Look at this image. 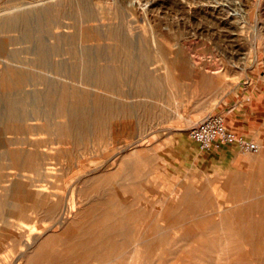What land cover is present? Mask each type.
Segmentation results:
<instances>
[{
    "label": "rangeland",
    "instance_id": "rangeland-1",
    "mask_svg": "<svg viewBox=\"0 0 264 264\" xmlns=\"http://www.w3.org/2000/svg\"><path fill=\"white\" fill-rule=\"evenodd\" d=\"M116 1L108 9L89 8L91 16L107 17L95 23L64 0H0V7L6 6L0 10V123L14 122L11 107L32 118L24 120L23 131L5 129L0 136V211L14 180L27 183L32 195L21 214L0 216V264H264V115L252 138L261 145L258 153L235 145L197 151L189 137L208 113L225 114L232 97L253 79L264 92V0ZM15 10L24 18L10 26L2 18ZM114 14L120 20L111 19ZM118 21L133 42V62L107 39ZM88 30L93 36L86 41ZM179 57L186 68L177 65ZM91 62L115 71L147 66L165 80L160 98L136 97L131 74L110 89L100 87L85 77ZM3 77L13 81L11 87L2 85ZM66 87L119 108L146 101L160 114L147 119L135 112L128 119L119 113L76 142L46 127L49 92ZM14 154L42 158L21 171L12 165ZM126 163L131 164L127 177ZM98 179L103 180L95 193L99 199L108 200L122 185L129 191L119 195L124 203L147 197L152 207L145 219L127 221L131 235L111 239L124 243L121 251L88 258L75 240L94 224L79 214L91 197L87 185ZM185 190L188 201L182 202ZM67 200L73 208L64 212ZM12 209L18 211L16 205ZM88 245L95 247L92 241Z\"/></svg>",
    "mask_w": 264,
    "mask_h": 264
},
{
    "label": "bare ground",
    "instance_id": "bare-ground-1",
    "mask_svg": "<svg viewBox=\"0 0 264 264\" xmlns=\"http://www.w3.org/2000/svg\"><path fill=\"white\" fill-rule=\"evenodd\" d=\"M116 2H117L116 0H64V5L66 7H72L75 5V7H77L80 11L84 12V14L86 16V19H85L86 22H95L96 23V22H99L100 20L102 21V19H107V17H101V18L93 17L88 12L89 8L92 5H94V6H100L103 9L104 8L108 9L110 6L112 7L113 4H115ZM20 3H22V2H20ZM17 5H18V3H17ZM51 5H53V4H50L49 6H51ZM146 5L147 4H145V6ZM7 6H8V4H7ZM5 7H6L5 5L2 8L0 7V10L4 9ZM140 7H142V6H140ZM17 8H18V6H17ZM20 8L21 7H19V10H20ZM16 10L13 12L11 11L9 14L6 13V15H4V17L2 18L4 21L10 23V26L17 24L21 19L24 18L23 13L18 12ZM213 11H214V9H213ZM137 13H138V11H137ZM107 15H105V16H107ZM110 18L111 19L114 18V20L116 18H118L120 20V15L114 14V16H111ZM59 27L66 28L68 26L59 25ZM125 29H126V27H125ZM109 32L110 33H109V36L107 37V39L113 40L116 42L117 52L122 53L123 56L126 57V61L133 62L134 61V54H133L134 52L132 50L133 42L126 36V33H125L126 30H124V26L121 23H119V21H118L117 24ZM191 34H192V32H191ZM92 36H93L92 30L91 31L88 30V33L86 31V33H85L86 39L85 40L86 41L91 40ZM165 36H167V35L165 34ZM155 47L157 48L156 45H155ZM157 50H158V48H157ZM41 53L42 54L39 57V61L42 64H44L43 53H45V52L42 50ZM90 53L91 52L86 51V56L91 61ZM143 53H149V52L143 51ZM74 58H75V56H74ZM122 58H124V57H122ZM178 59L179 60H177V65L180 68H186L187 67L186 62L181 60L180 57ZM160 60H162V59H160ZM133 67H134V65H133ZM135 68H136V66H135ZM74 69H76V67ZM132 71H133V73H132ZM15 74L17 75L16 76L17 79L19 81H21L19 74H17V73H15ZM130 74L133 76L132 78H134L135 92H136L135 96L136 97H140L139 99H141V97H144L148 100H150V99L152 100L154 98L158 100L160 98V96H161L160 92H161L162 86L164 85L163 84L164 79L151 75V73L147 70V66H144L141 63L138 64L136 70H130V68L128 66V68L126 67L124 69H120V70L115 71V70H112L111 68H108V67H104V68L100 67V69L99 68L97 69L94 66L93 62H91L89 68L87 69V71L85 73V77L88 79L95 80L96 83L102 88L110 89L113 86H115L117 83L122 82V80L129 78ZM170 75H168V76H170ZM78 76H79V74H78ZM167 79H169V78L167 77L166 80ZM170 79H171V77H170ZM170 79L168 81H170ZM173 81H175V80H173ZM167 82H165V83H167ZM12 83H13V81L8 79L7 77L2 78V85L4 87L9 88V87H11ZM171 83L173 84V82H171ZM168 84L169 83H167V85ZM92 97L93 96H91V94L89 92L76 90V89L72 90V89H69L67 87L63 88L60 91L49 92V95H48L49 109H48V113H47L46 118H45L47 130H50L51 128L54 127L56 133L61 134L63 136L75 137L76 142H80V141L87 139L88 136L91 135L92 130H95V131L101 130V128L104 127L106 120H108L113 115H117V114L121 113L129 119L133 116V114L135 112H139L140 116L147 117V119H151V118H156V116L160 114V110H157L152 103H149L146 101H144V102L140 101V102L136 103L135 106H133L131 104H125L122 108L121 107L119 108V107H116L117 105H115L113 103V101H110L106 98H101V97H97V96L95 98H92ZM94 102H95L96 106L95 107L93 106V108H92L90 105H91V103L94 104ZM117 108H119V110H120L119 112H118ZM54 116L62 117V118H65L66 120L62 123H55L53 121ZM10 117H11V120H13L14 122H12V123L7 122L6 125L4 123H0V136H1V133L3 132V130H5V129L11 128L10 130L14 131V132L23 131L25 129V125L23 123L24 120L32 119V118L28 117L24 111H20V110L16 109L15 107H11ZM34 119H41V118L38 115H36L34 117ZM2 157H7V153L4 152L2 154ZM10 158H11L12 165L14 166V168L19 169L21 171H24L27 169L29 164H31L33 159H35V163H37L36 160H40L42 157L40 155L35 156L34 154L33 155H31V154L27 155L26 154L23 156L20 154H14ZM33 163H34V161H33ZM130 165H131L130 163H126L124 166L123 170H124V176L125 177L129 176V174H130L129 173ZM39 167L40 166H38V164H35V166H34L37 175L41 176L42 173L40 172ZM133 170H134V168H133ZM138 172H139V170H138ZM115 177H117V175ZM102 183H103V180L98 179V180L91 181L87 185V191L90 193L91 197H90V200H88L86 202L84 208L82 209V211H80V214H79L80 217L89 216L92 219H95L93 222L94 224H90L89 225L90 227L88 229L83 228V233H84L83 236L79 237L75 240L77 244L83 245L85 247L84 254L88 258L89 257L104 258L105 256L106 257L112 256L114 253H117L122 248L124 243L121 245H117L115 243V241L111 240V239H113V237L115 235H123V234H130L131 235V231H128L127 228H125L126 225H128L127 221L129 220V222H131L132 220L136 221V220H140V219H145V216L149 215V211L151 210V207H152V201L150 200L151 198L149 199L147 197L141 198V199L138 197H136L134 199H128L127 198V199H125V203H124L121 199H119V195H120V193H123V192L128 194L129 191L126 187L122 188L121 187L122 185H120L119 188L117 189V191H116L117 193H115V194L113 193L110 196V198H108L109 202L110 201L114 202V204L112 203L110 205L111 202L108 204V202H107L108 200H106V199L101 200V199H99L100 197L95 196V193H97V191L100 189V187L102 186ZM5 191H7V192L1 198L2 207L5 208V211L4 212H3V210H2V212L0 211V216H2V215L4 216L5 213L7 216H13V215H15L14 214L15 212L21 214V212L23 211V206H22L23 202L32 196L29 194L30 192H29L27 183H23L20 180H14L13 185H12V189L10 190V192L8 191V189ZM187 192H188L187 190L181 192V194H182L181 199H183L182 202L188 201L187 194H186ZM259 193H260V191H259ZM148 197H150V196H148ZM9 198L12 199V202L9 201ZM140 201L145 202V204H140L141 206L144 205V207L138 206V203ZM65 203L66 204L64 206V212L71 210L73 208V204L70 203L68 200ZM154 203L158 204L159 202L155 201V202H153V204ZM13 205L14 206L16 205V208L18 211H16V210L14 211V209H12ZM114 207L118 211L115 210ZM113 209L116 212H114ZM77 221H80V220H77ZM244 221H245V219H244ZM204 234H205V232H204ZM247 235H249V234H247ZM254 240H255V238H254ZM90 241H92L95 245V247L92 249L89 248V245H88ZM259 241H260V239H259ZM127 242H128V240H127ZM113 264H115V263H113Z\"/></svg>",
    "mask_w": 264,
    "mask_h": 264
},
{
    "label": "crops",
    "instance_id": "crops-1",
    "mask_svg": "<svg viewBox=\"0 0 264 264\" xmlns=\"http://www.w3.org/2000/svg\"><path fill=\"white\" fill-rule=\"evenodd\" d=\"M259 80H254L246 87L240 88L231 99V105L224 117L227 126L248 138H253L264 115V92ZM197 151L199 145L191 140Z\"/></svg>",
    "mask_w": 264,
    "mask_h": 264
},
{
    "label": "built area",
    "instance_id": "built-area-1",
    "mask_svg": "<svg viewBox=\"0 0 264 264\" xmlns=\"http://www.w3.org/2000/svg\"><path fill=\"white\" fill-rule=\"evenodd\" d=\"M189 137L201 151L220 149L226 145H235L244 152L258 153L261 150L257 141L230 129L224 117L214 112L208 113L193 126Z\"/></svg>",
    "mask_w": 264,
    "mask_h": 264
}]
</instances>
